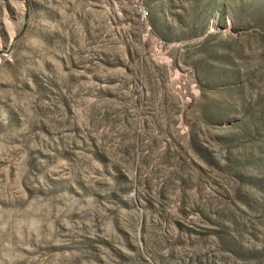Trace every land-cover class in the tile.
<instances>
[{
	"label": "rangeland",
	"instance_id": "374dc122",
	"mask_svg": "<svg viewBox=\"0 0 264 264\" xmlns=\"http://www.w3.org/2000/svg\"><path fill=\"white\" fill-rule=\"evenodd\" d=\"M0 264H264V0H0Z\"/></svg>",
	"mask_w": 264,
	"mask_h": 264
}]
</instances>
